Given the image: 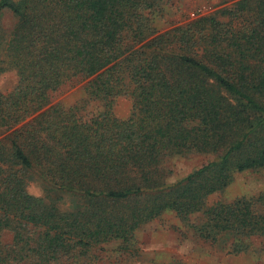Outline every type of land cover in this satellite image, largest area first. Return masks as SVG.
Here are the masks:
<instances>
[{
	"label": "trees",
	"instance_id": "16d2710c",
	"mask_svg": "<svg viewBox=\"0 0 264 264\" xmlns=\"http://www.w3.org/2000/svg\"><path fill=\"white\" fill-rule=\"evenodd\" d=\"M168 1L0 0L17 18L0 57L17 74L0 89V264H95L168 210L200 213L199 236L230 253L264 240V190L208 206L264 168V0L160 31ZM191 153L213 159L172 179L168 161Z\"/></svg>",
	"mask_w": 264,
	"mask_h": 264
},
{
	"label": "rangeland",
	"instance_id": "374dc122",
	"mask_svg": "<svg viewBox=\"0 0 264 264\" xmlns=\"http://www.w3.org/2000/svg\"><path fill=\"white\" fill-rule=\"evenodd\" d=\"M238 0H169L153 14L155 27L165 31L182 23L217 13L220 9L233 5ZM17 18L11 10H5L0 18V57L3 43L7 42ZM17 83V74L8 70L0 75V89L12 90ZM82 83L66 86L56 94L54 102L66 105L74 103L83 96ZM129 98L119 97L115 113L127 118L131 113ZM211 154L191 153L177 156L168 161L174 170L172 179H177L193 169L212 160ZM264 190V168L248 169L235 175L234 181L223 191L208 198V206L218 201L232 202L238 197L252 196ZM29 191L37 196L43 195L41 183L32 180ZM201 214L193 215L190 221H182L172 210L165 211L159 218L145 224L135 236V247L126 253L104 252L95 264H264V240L254 238L248 251L240 254L230 253L222 245L214 244L200 237L195 227ZM109 244L107 248H115Z\"/></svg>",
	"mask_w": 264,
	"mask_h": 264
}]
</instances>
